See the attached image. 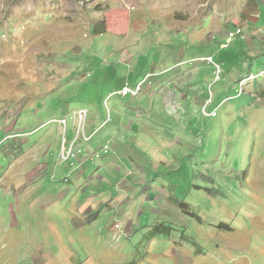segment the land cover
Wrapping results in <instances>:
<instances>
[{"label": "rangeland", "instance_id": "374dc122", "mask_svg": "<svg viewBox=\"0 0 264 264\" xmlns=\"http://www.w3.org/2000/svg\"><path fill=\"white\" fill-rule=\"evenodd\" d=\"M262 73L264 0H0V264H264Z\"/></svg>", "mask_w": 264, "mask_h": 264}, {"label": "trees", "instance_id": "16d2710c", "mask_svg": "<svg viewBox=\"0 0 264 264\" xmlns=\"http://www.w3.org/2000/svg\"><path fill=\"white\" fill-rule=\"evenodd\" d=\"M94 33L95 34H101V35L107 34V26L103 25V27L101 29H100V27L98 29L96 27V30H94Z\"/></svg>", "mask_w": 264, "mask_h": 264}, {"label": "built area", "instance_id": "2783aa9c", "mask_svg": "<svg viewBox=\"0 0 264 264\" xmlns=\"http://www.w3.org/2000/svg\"><path fill=\"white\" fill-rule=\"evenodd\" d=\"M231 36H233V35H231ZM211 61H212V59H211ZM261 76L264 77V73H262ZM138 91H139V90H137V91L134 92V93H131L128 89H124L122 92H124V96H128L129 94H133V95L136 96V95L138 94Z\"/></svg>", "mask_w": 264, "mask_h": 264}, {"label": "bare ground", "instance_id": "6f19581e", "mask_svg": "<svg viewBox=\"0 0 264 264\" xmlns=\"http://www.w3.org/2000/svg\"><path fill=\"white\" fill-rule=\"evenodd\" d=\"M122 95H123V92H122ZM124 96V95H123Z\"/></svg>", "mask_w": 264, "mask_h": 264}, {"label": "clouds", "instance_id": "9594fccd", "mask_svg": "<svg viewBox=\"0 0 264 264\" xmlns=\"http://www.w3.org/2000/svg\"><path fill=\"white\" fill-rule=\"evenodd\" d=\"M233 35V34H232Z\"/></svg>", "mask_w": 264, "mask_h": 264}]
</instances>
